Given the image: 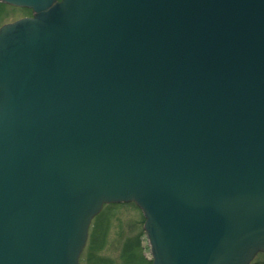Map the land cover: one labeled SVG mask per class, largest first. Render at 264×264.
<instances>
[{
    "label": "water",
    "instance_id": "obj_1",
    "mask_svg": "<svg viewBox=\"0 0 264 264\" xmlns=\"http://www.w3.org/2000/svg\"><path fill=\"white\" fill-rule=\"evenodd\" d=\"M0 2V264H79L128 202L151 264L264 251V0Z\"/></svg>",
    "mask_w": 264,
    "mask_h": 264
},
{
    "label": "rangeland",
    "instance_id": "obj_2",
    "mask_svg": "<svg viewBox=\"0 0 264 264\" xmlns=\"http://www.w3.org/2000/svg\"><path fill=\"white\" fill-rule=\"evenodd\" d=\"M30 14L28 9L0 3V26ZM142 223V213L133 203L103 206L89 225L88 240L80 254L79 264H86L89 254L92 255L93 264H126L124 255L131 251L130 245L138 240L140 246L138 242L137 254L142 252L144 257L149 258ZM92 231L93 237L90 239ZM254 260L264 261V254L257 255Z\"/></svg>",
    "mask_w": 264,
    "mask_h": 264
},
{
    "label": "trees",
    "instance_id": "obj_3",
    "mask_svg": "<svg viewBox=\"0 0 264 264\" xmlns=\"http://www.w3.org/2000/svg\"><path fill=\"white\" fill-rule=\"evenodd\" d=\"M93 232L94 231H92L90 233V239L93 237ZM138 242H139V240H138ZM138 242H136L135 244L132 243L130 245L131 251L128 254L124 255V259L127 262L126 264H150V262L144 257L142 252L137 254V246L136 245H138ZM139 246H140V242H139ZM135 250H136V252H135ZM91 256L92 255L89 254L88 257L86 258V262H87L86 264H93Z\"/></svg>",
    "mask_w": 264,
    "mask_h": 264
},
{
    "label": "flooded vegetation",
    "instance_id": "obj_4",
    "mask_svg": "<svg viewBox=\"0 0 264 264\" xmlns=\"http://www.w3.org/2000/svg\"><path fill=\"white\" fill-rule=\"evenodd\" d=\"M259 254H264V253H258L257 255H259ZM256 256L254 257V259L256 258ZM254 259L251 261L250 264H264V261H258V262H256Z\"/></svg>",
    "mask_w": 264,
    "mask_h": 264
}]
</instances>
